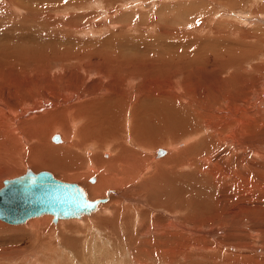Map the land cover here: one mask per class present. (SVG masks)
Here are the masks:
<instances>
[{"label": "rangeland", "instance_id": "obj_1", "mask_svg": "<svg viewBox=\"0 0 264 264\" xmlns=\"http://www.w3.org/2000/svg\"><path fill=\"white\" fill-rule=\"evenodd\" d=\"M205 11L208 12L205 19L206 24H216V21L221 20L222 23L217 24L218 28H221L218 34L236 41H244V44L237 42V44L232 45V48L231 45L221 44L220 51L232 50L236 53L246 51L252 55L251 62H256V64L258 62V65L261 66V71L254 73V79L250 77L244 79L243 82L249 84L250 91H255L256 94L250 99L252 103L251 107L248 106V110H251L250 113L252 114L254 105L263 109V113L257 114L258 116L254 115V119L251 118L250 122L255 126L259 123L262 125L259 130L252 127L251 130H245L243 133H246L245 137L249 138L247 134L252 131L251 134L249 133V135L254 136L252 141L255 140L256 134V139L258 135L259 139H263L264 0H0V40L9 43L8 45L15 44V46H21V40H25L35 50L27 58L30 76L27 86L30 87V90L27 95L28 104L33 105L32 107H39L47 98L46 94L43 93L47 91L42 89L44 86H61L67 82L76 86L78 80L79 84L82 83L83 89L94 84V81L100 78V74L97 72L99 65L95 63L98 61L97 59L88 60L87 58L90 56L81 53L73 55L63 53L66 54L65 56L62 54L63 57L53 56L56 50L58 52L65 51L63 49L65 47H60L61 43L67 46L77 43L76 48L78 49L82 46V42H88L84 45L94 47V49H97L98 45H102V48L106 46L107 49L115 52V56L120 54L127 57L124 59L127 62L131 61L132 64H127V66L131 64L127 70L146 68L158 79L167 81L166 74L157 75L154 72L157 61L173 62V58H167L173 51L172 48L167 50L169 42L165 40L173 38L175 31H177L176 35L188 32V28L191 29L190 26L193 24V16L196 14L194 19L196 22L197 18L201 19L205 16ZM229 12L233 14L232 16L238 15L242 20H231L230 16L226 15ZM243 19H245L244 22H241ZM206 33L208 31L204 32V34ZM247 34L252 36L246 37ZM255 35L257 36L255 37ZM68 38L70 42H67ZM101 38L105 40V43L98 42ZM65 39L66 41L63 42ZM259 40H261L260 45L252 48V42L256 46ZM55 42L59 44V48L53 46ZM245 42H250V45ZM68 57H72L71 60L75 58L77 60L70 62ZM108 61H110L109 67L111 66L110 68L118 73L119 64L114 59ZM74 62L77 63V66ZM103 63L105 66L106 63ZM17 77H19V72H14V78ZM146 79L150 78L146 77ZM132 80L138 82L137 79ZM141 80L142 78H140V82ZM109 81L114 83V80ZM97 82L95 83L99 84V81ZM127 83H129L128 86L132 85L130 80H127ZM36 86L39 88L36 89ZM78 90V92L75 90V93L78 94V97L80 94L82 96L80 93L82 90L79 86ZM40 92L45 94V98L41 99ZM65 93L60 100L62 106H65L67 102L68 104L79 102L74 90L70 95H75H73V98H76L75 101H67L68 92ZM129 96L130 94L126 92V97ZM254 96L262 97L263 103L260 106L256 104V97L254 98ZM35 97L37 98L35 99ZM85 97L89 98V96ZM47 99L53 104L52 97L49 96ZM15 102L16 104L20 103L19 105L22 107L23 104L19 100V95L15 96ZM147 102L150 105L147 110L153 111V104L146 99L145 103ZM20 109L18 111L21 113ZM125 111L126 106L123 104L120 111L121 115L112 117L110 121V123L117 125L116 128L112 127L117 134L121 136L123 134L124 137L125 133L120 124L122 123L124 126L126 122L123 121L129 119L124 114ZM154 113L156 115H153ZM96 114L98 117L94 116L96 119L104 117L102 114ZM9 117L7 118L9 119ZM159 117L156 111L149 114L143 110L142 116L138 118L142 119L141 125H145V128L143 130L139 127L143 131H139L138 128L136 134L139 133L143 139L141 140L149 144L145 146V149L133 143H126L125 150L121 155L110 149L113 152H109V155L113 153L114 155L105 156V159L118 157L120 162L116 161L114 176H122V185L116 186V183L113 185L107 183L104 187L105 184L103 183L104 190H101L102 193L99 195H93L90 188L101 183L99 181L100 176L107 174V166H98L94 162L90 164L85 161V158L92 159L96 154L104 153L103 151L109 148L108 143H112V139L103 144L101 141L96 142L90 138L93 134H101L102 130L107 132L110 123L99 122L93 131L84 129L85 134H83L88 142L80 144L66 155L65 164L76 167V170L81 174L80 180L65 179L57 170L35 166L32 164L33 162H30V158L35 156L30 148L33 147L31 143L35 144L36 141L30 140L31 142L25 145L20 133H17L19 140L18 137H15L14 140L13 137L6 133L3 135V132L0 131V140H2L0 142V188L4 185L5 179L25 174L30 168L35 172L48 170L59 179L83 186L87 189L86 191L92 200L104 198L108 190L118 191L122 195V197L112 196L111 200L103 207L101 206L93 214V217L91 216L92 218L87 217L78 221L77 219H67L63 222H54L51 215L31 219L21 225H12L0 220V264H264V159L257 158V160L255 157L258 156L254 157L253 154L249 157L246 156L252 159L251 173H246L244 169L238 172L234 168V164L225 166L231 169L233 176H228L223 181L214 180V184L212 183L214 182L212 181L213 178L202 174L197 169L198 167L191 170L190 175H186L190 168L184 163L188 161V158L198 155V151L203 145V139L198 142V138L195 137L196 134L191 128V131H183L179 136L172 135L174 133L172 130L178 131L179 125L185 127V120H182L181 124L170 121L168 122L169 127L164 125L167 127L165 128L164 126L159 127V119L168 118ZM153 118L155 120H147ZM169 119L176 118L169 116ZM181 119L188 121L185 116ZM82 122L78 124L80 128H83L84 123ZM128 124L131 126L129 122ZM52 131H54L51 132L52 137L59 134L62 141L56 142L51 139L47 142L48 147L67 148L70 140L64 136L62 128L60 130L52 128ZM204 133L208 134L206 131ZM153 136H157V142L154 141ZM64 137L65 139H63ZM117 138L121 140L123 137ZM192 139L191 142L195 145L189 143ZM124 141L125 138H123ZM175 144L180 148H176ZM227 147L228 149L231 148L229 145ZM161 149L165 150L166 154L164 156L156 155ZM181 152H185V155L184 157L179 156L178 159L177 155H180ZM243 153L244 151H238L234 154L241 158ZM50 156L47 155V157ZM170 157H174L176 162ZM185 158L187 160L182 163ZM90 166H93L94 171H91ZM158 166L160 170H158ZM173 166L178 168L179 172L175 170L171 172ZM163 173H167V175L163 176ZM155 175H157L156 180L152 179ZM109 176L111 177V175ZM171 176L175 181H171ZM161 179L165 182L162 186ZM169 182H172L173 186L179 184L173 188L178 189L179 186L184 193L178 195L176 189L174 193L168 184ZM170 189L173 192V197L169 200L162 194L165 190ZM151 199L156 204H151ZM103 217L104 219H102ZM43 220H46V223L29 225L32 222ZM32 229L33 231H31Z\"/></svg>", "mask_w": 264, "mask_h": 264}, {"label": "bare ground", "instance_id": "obj_2", "mask_svg": "<svg viewBox=\"0 0 264 264\" xmlns=\"http://www.w3.org/2000/svg\"><path fill=\"white\" fill-rule=\"evenodd\" d=\"M21 7L23 8V6H21ZM207 15H208V12L205 11V16L201 19L197 18V21L195 22L194 21L195 16H196V14H195L192 18L193 24L190 26L191 29L188 28V32L179 33L178 35H176L177 31L174 30L175 32H174L173 38H171L169 40L168 39L165 40V41L169 42V46L167 47V50L169 48H172V51H173V52H171L170 56H167V58H173V62H158L157 61V67L154 68V72L157 75L160 73L166 74L168 77L167 81H162V80L158 79L157 77H155L153 74L150 73L149 69H146V68L142 69V68H134L133 67L134 68L133 70H127V68H129V66L132 64L131 61L127 62V60H124L127 57L122 56L120 54L115 56V52L107 49L106 46H104V48H102V45L101 46L98 45L99 47L97 46L98 48L94 49V47L84 45L85 43L87 44L88 42H85V43L82 42V46L79 45L80 49H78V48H76L77 43H74L73 45L71 44L72 46H69V45L67 46L65 44L62 45V43H61L60 47L61 48L65 47V48H63L65 51L58 52L56 50L55 51L56 53L53 56L63 57V55H64L63 53H66L68 55L81 53V54H84L85 56L86 55L90 56V58H87L88 60L97 59L98 61L95 63L99 65V68H98L99 71H97V72L100 74V76L98 75L100 78L98 80L96 79L94 81V84H92L90 86L88 85L86 88H83V89L81 86L82 83L80 82V84H79L78 80H77L76 86H72L68 82L67 83L65 82L66 83L65 85L61 84V86H52V85L44 86L42 89H44L43 91H47V92H43V93L46 94L47 98L49 96L52 97V101L53 100L54 101L52 104L49 99L44 97L45 94L43 95L40 92L39 94H41V96H42L41 99L42 98H45V99H44V102L42 103L43 105L39 106V107H37V106L32 107L33 105L32 106L29 105L30 103L28 104L29 98L27 95V93L30 90L29 89L30 87L29 88L27 87L29 85V81H30L29 80L30 76L28 73L29 71H28V65H27V63H28L27 58L30 57L32 51H35V50H33L32 46L29 45L30 43L28 44L27 41H25V40H21L22 41L21 42L22 44L20 43L21 46H17V45L15 46V44H12V45L10 44L11 47H10V45H8L9 43H5L4 41L2 42V40H0V131L3 132V135H4V133H6L8 136L13 137L14 140H15V137L16 138L18 137V140H19V136L17 133H20V137H21V139L23 138L22 141H24L25 145L28 144L29 142L35 140L36 143L34 144L32 142L31 144L33 147L30 148V150L35 154V156L32 155L33 157L30 158V162L31 163L33 162L32 164H34L35 166H41V167L43 166L45 168L57 170L61 173V176L63 175V178H65V179L80 180L81 174H79L80 172L76 170V167L68 166L67 164H65V162L67 160L65 158L66 155L70 152V150L80 146V144L88 142L85 140L86 137L84 135L85 134L84 129L86 131L87 130L93 131L94 130L93 128H95V126L97 127V124L99 122L110 123L112 117H117V116L121 115V112H120L121 107L124 104V106H126V111L124 112V114L129 119H125V121H123V122H126L124 126H122V123L120 125H121L122 129L124 130L125 137L123 134H122V136L118 135L117 132L113 129V128H116V126H117L116 124L110 123L109 124L110 127L107 129V132H105L106 130L104 132L102 130V133L100 132L101 134H99V135L93 134L92 137L90 138L96 142L101 141L103 144L105 142L111 141L110 139H112V143H110V142L108 143L109 148L107 147L108 149L106 151H103L104 153L96 154L94 156V158H92V159H87V157L85 158V161H87L90 164L94 162V164L98 165V166L106 165L107 166L106 173L111 175V177L107 174H103L102 176H100L99 181L101 183L97 184V185H93L90 188V190H92L91 193L93 195H99L100 193H102V191L104 190L103 183L105 184L104 187L106 186L107 183L110 185H113L114 183H116L117 184L116 186H119L121 184V179H122L121 177L122 176L121 177H119L117 175L114 176L115 175L114 166L117 163L116 161L118 160V157H113V158L108 157L109 159L108 158L105 159V156L114 155V153L109 155V152H111L110 149L114 150L115 152H118L121 155L125 150V144L126 143H128V144L133 143L136 146H142L143 149L146 148L145 147L146 145H149L147 142L144 143V141H142L143 140L142 136H140L139 133L136 134L137 133L136 131L139 127H141L142 129L145 128V125H143V124L141 125L142 119H138L139 116L140 117L142 116L143 110L149 114L156 111L158 116L163 117V118H168V119H161L159 117L160 118L159 119L160 120L159 127L160 126L163 127L164 125L169 127L168 122H170V121L175 122L176 124H177V122H179L181 124L182 120H185V123H184L185 127L178 124L179 125L178 131H175V129L172 130L174 132L172 135H175V136L178 135L179 136V135H181V133L183 131H187V130L191 131V129H192L194 131L193 133L196 134V136L195 135L194 136L196 138H198V142H200L203 139L202 140L203 145L199 149L198 155H196V156L194 155V157L188 158V161L186 163H184L187 160L186 158L182 162L190 168V170L186 173V175H188V174L190 175L191 170H194V169H196V167H198L197 169H199V171H201L202 174L206 175L207 177L210 176L211 178H213L212 181H214V180L215 181H217V180L223 181V180L227 179L228 176L229 177L233 176L231 169L225 167V166H230L231 164L235 165L234 168L238 172H241V170L244 169L246 173H251L252 172L251 167L253 166L252 165V159L247 158V157H249L250 155L252 156V154H253L254 157L256 155L258 156V157H255L256 159L257 158L258 159L259 158L264 159V140H263L264 138L259 139L258 138L259 135H258L257 139H256V135H257L256 134L255 140L252 141V137H254V136L249 135V133L251 134L252 131L247 134V136L249 138L245 137L246 133L244 134L243 131L251 130L252 127L255 130H259L262 123L256 124V126H255V125H252V123L250 122L251 121L250 119L252 118V120H253L254 115H257L259 113H263V109L261 107H257L254 105V108L252 109V114L250 113L251 110H248V108H249L248 106H250L252 104L250 102L251 101L250 99L253 97V95H256V94H255V91H250V85L247 84L246 82H243V80L250 78V77H252V79H254L255 78L254 73L256 74V72L257 73L260 72L261 66L258 65V62H257V64H256V62L252 63L251 62L252 61V55L246 51L245 52H239V53H236V51L234 52L232 50L220 51L221 50V48H220L221 44H226L227 46L231 45V48H232V45L237 44V42L239 44L240 43L244 44V41L243 42H240L238 40L236 41L234 39L227 38L224 35L218 34L220 32L221 28H218L217 24L222 23L221 20L216 21V24L215 23L206 24L205 19H206ZM226 15H229L230 19L234 20V21L235 20H237V21L242 20V18H240L238 15L232 16L233 14L230 12L227 13ZM244 20L245 19H243V21H241V22H244ZM252 23H254V21H252ZM219 27H220V25H219ZM232 27H233V25H232ZM205 31H208V33L204 34ZM202 34H204V35H202ZM239 36H241V35H239ZM251 36L252 35L247 34L246 37H251ZM256 36L257 35H255V37ZM243 37H245V36H243ZM255 37H253V38H255ZM64 41H66V39L63 40V42ZM68 41L70 42L69 38H68L67 42ZM88 41H90V40H88ZM98 42L99 43H101V42L105 43V40H103L101 38L100 40H98ZM249 43L247 45H250ZM259 43H261V40H259L258 43H256V46H254L253 44H255V43L252 42V48L257 47V45ZM78 44H80V43H78ZM53 46H58V48H59V44L56 42L53 44ZM214 46H216V47H214ZM227 46H225V47H227ZM44 47H46V46H44ZM43 49H45V48H43ZM222 49H226V48H222ZM228 49H230V48H228ZM257 49H259V48H257ZM235 50H237V49H235ZM71 58L72 57H70V58L68 57L67 59L70 62L71 61L73 62V60L75 61V59H76L75 58V59L71 60ZM109 59H114L115 62L117 64H119L117 67L118 73H116L112 68H110L111 66L109 67V62L111 61V60L108 61ZM76 62H74V64L77 66ZM82 62H83V60H82ZM103 62L106 63L105 66H103V64H104ZM112 62H111V64H112ZM128 63H131V64L129 66H127ZM64 64H65V62H64ZM84 65H86V64H84ZM63 66H61V67L63 68ZM66 67H67V64H66ZM115 67H116V65H115ZM81 68H84V67L81 66ZM69 69H70V67H69ZM75 70H76V68H75ZM14 72H19V77L14 78ZM146 77H149L150 79H146ZM170 77H172V78H170ZM140 78H142L141 82H140ZM132 79H137L136 81H138V82L136 83ZM109 80H114V83H112ZM127 80L132 81V85L128 86L129 83H127ZM80 81H81V79H80ZM97 81H99V84H97L98 83ZM246 81H248V80H246ZM82 82H83V80H82ZM95 82H97V83H95ZM248 83H250V82H248ZM78 86L82 90V92H80V93H82V96L80 94L79 97L77 96L78 94L75 93V90H77V92L79 91ZM37 87L38 86H36V89H37ZM142 87H143V91H142ZM73 90H74V94H76L79 102H77V103L74 102L73 104L72 103L68 104V102H67L68 105L64 104L65 106H62V104H61L62 101H60V100H61L62 95H64V93L66 91L68 92L67 97H69V98H67V101H73V100L75 101L76 100L75 97L73 98L74 94L70 95ZM40 91H41V89H40ZM125 91L130 94V96L128 98L126 97ZM16 95H19V100H20V102H22V104H23L22 107H24V108H22L19 105L20 103L16 104V102H17V101L15 102V96ZM85 96H89V98H87ZM255 97L256 96H254V98ZM36 98L37 97H35V99ZM33 99H34V96H33ZM146 99L150 100V102L153 104L152 105L153 111H151V112H149L147 110L148 106H150V105H148L149 102L145 103ZM255 99H256V101H255L256 104L259 106L263 103V100H264V99L262 100V97L259 98V96H257ZM37 104H38V102H37ZM255 107H257V108H255ZM20 108H22V109H20ZM19 109H20L21 113L18 111ZM17 113H18V117H17ZM96 113L102 114L104 117L102 119H96V117H97ZM153 115H156V114L154 113ZM94 116H96V117H94ZM169 116L174 117L176 119H169ZM184 116L187 117L188 121L186 119H181V117H184ZM7 117H9V119ZM132 118H135V119H132ZM246 119H248V120H246ZM147 120H155V119L153 118V119H147ZM80 122L84 123L82 125L83 128L79 127L78 124ZM128 122L131 124V126H129ZM155 123H158V122H155ZM166 126H164V127L167 128ZM100 127H102V126H100ZM157 127H158V125H157ZM40 128H41V130H40ZM52 128H54V130L55 129L60 130L62 128L64 136L68 140H70V144H68V146H66L67 148H54V147L49 148L48 147L47 142L51 139H52V141H56V142L62 141V138L59 134L54 135V136H57L59 138L57 140L54 139V136L52 137L51 132H54V131H52ZM103 129H104V127H103ZM141 130L139 128V131H141ZM37 131H38V133H37ZM204 131L208 132V134L206 135L204 133ZM2 132H1V135H2ZM170 133H171V131H170ZM40 135H42V136H40ZM194 136H192V137H194ZM65 137L63 139H65ZM117 137L125 138L126 142L125 141L123 142V138L120 140ZM156 137L153 136V139L155 138L154 139L155 142H157ZM195 137H194V139H196ZM202 137H204V138H202ZM153 139H151V140L154 143ZM188 139H190V138H188ZM92 140H90V141H92ZM1 141L2 140H0V142ZM114 141H116V142H114ZM191 141H193V139L190 140L189 143H192ZM194 141H196V140H194ZM17 142H19V141H17ZM192 144H194V143H192ZM228 145L231 147L230 149H228V147H227ZM11 146L13 147V145H11ZM175 146H176V148H180L179 146L177 147L176 144H175ZM3 147H4V145H3ZM142 148H140V149H142ZM173 148H175V147H173ZM1 149H4V148L1 147ZM175 150H177V149H175ZM188 150H190V148H188ZM238 151L239 152L244 151V153L241 154V158H239V156L234 154V153H237ZM61 153H64V154L60 155ZM165 154H166V151L163 149L158 150V152L156 153V155H159V156H164ZM18 155H19V153H18ZM47 155L48 156L51 155V156L47 157ZM184 155H185V152L184 153L181 152L180 155H177L178 159H179V156L184 157ZM90 156H91V154H90ZM170 158L172 160H174L173 159L174 157L173 158L170 157ZM10 159H11V156H10ZM15 159H16V157H15ZM174 161L176 162V160H174ZM254 161H255V159H254ZM164 162H166V161H164ZM70 163L72 164V162H70ZM170 164L172 165V163H170ZM34 165H32V166H34ZM239 165H241V166H239ZM75 166H77V165H75ZM180 166H179V168H180ZM237 166H239V167H237ZM90 168H91V171L94 169L93 166H90ZM29 169L30 168H28L27 171ZM149 170H151V169H149ZM158 170H160V167L158 168ZM174 170L176 172H179V169L175 168L173 166V168L171 169V172H173ZM42 171H44V170H42ZM46 171H48V170H46ZM38 172H40V171H38ZM145 172H147V171H145ZM162 175L166 176L167 173H163ZM156 176L157 175L153 176L152 179L156 180ZM167 177H170V176H167ZM173 179L174 178L172 177L171 181H175ZM161 180H162V183H161V186H162L165 182L163 179H161ZM215 181L212 183L214 184ZM176 182H175V184H176ZM168 184L172 187V191L175 193L176 188H173V187L176 185H179V184H176L174 186L172 185L173 184L172 182H169ZM166 185H167V183H166ZM81 187L84 189V191L87 194V197L90 199L88 192L86 191L87 189H85L83 186H81ZM140 187H142V186H140ZM160 190H162V189H160ZM152 191H154V190H152ZM172 191H171V189L165 190L163 192L164 194H162V195H165L166 196L165 198H169V200H170V198L173 197ZM176 191H177L178 195H182L184 193L179 188V186H178V189H176ZM153 194H154V192H153ZM120 195L121 194L118 191L108 190L106 192V196L104 198H100L102 201L98 204L97 208L93 212H91L90 214H83L79 218H77V217H69V218L61 217L56 222H59V221L63 222V220H67V219H69V220L70 219H77V221H78V220L85 219L87 217H91V216L93 217V214H95L100 209L101 206L103 207V205H105L109 200H111L112 196L122 197V195L121 196ZM150 197H151V195H150ZM159 197H160V194H159ZM217 198H219V197H217ZM90 200H92V199H90ZM152 201L153 200L151 199V204H156L155 201H154L155 203ZM124 204H126V203H124ZM167 209H169V208H167ZM111 212H113V210H111ZM48 215H51L53 217V214L46 213V214H42L40 216L32 217V218L28 219L26 222H28L31 219L39 218L42 216H48ZM170 217H171V215H170ZM102 219H104V217ZM0 220L3 221L2 219H0ZM45 221L46 220H43L41 222L40 221L32 222L29 225L46 223ZM3 222H6V221H3ZM26 222L19 223V224H12V225H21V224H25ZM6 223H8V222H6ZM8 224H11V223H8ZM10 229L15 230V229H21V228H10ZM31 231H33V229ZM35 232H36V230H35Z\"/></svg>", "mask_w": 264, "mask_h": 264}, {"label": "water", "instance_id": "obj_3", "mask_svg": "<svg viewBox=\"0 0 264 264\" xmlns=\"http://www.w3.org/2000/svg\"><path fill=\"white\" fill-rule=\"evenodd\" d=\"M101 201L90 200L77 183L59 179L46 170L36 173L29 169L5 179L0 188V219L19 224L46 213L53 214L55 222L61 217L79 218L93 212Z\"/></svg>", "mask_w": 264, "mask_h": 264}]
</instances>
